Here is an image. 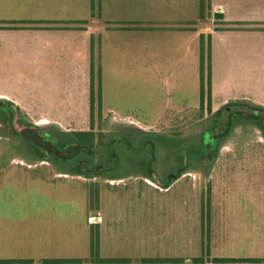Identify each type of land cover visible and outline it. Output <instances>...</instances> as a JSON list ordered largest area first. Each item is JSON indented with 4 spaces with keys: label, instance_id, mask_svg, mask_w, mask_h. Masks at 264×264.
<instances>
[{
    "label": "rangeland",
    "instance_id": "obj_1",
    "mask_svg": "<svg viewBox=\"0 0 264 264\" xmlns=\"http://www.w3.org/2000/svg\"><path fill=\"white\" fill-rule=\"evenodd\" d=\"M91 1H0V37L31 24L43 43L0 56V94L8 96L0 108L9 102L18 109L0 110V260L90 264L96 225L104 259L264 258V134L242 120L230 130L235 115L264 121V34L211 37L227 27L224 20L264 30V0H101L94 15ZM11 15L37 21H2ZM51 29L63 30L52 45ZM201 37L205 46L211 37V112L199 103ZM92 69L95 90L102 89L93 123ZM175 102L191 110L174 109ZM130 126L171 138L173 148L155 167L161 179L181 167L180 149L201 144L204 132L207 145L214 135L224 141L212 164L190 161L168 189L138 175V167L106 180L58 174L49 159L30 162L29 143L72 155L54 149L47 134H118Z\"/></svg>",
    "mask_w": 264,
    "mask_h": 264
},
{
    "label": "trees",
    "instance_id": "obj_2",
    "mask_svg": "<svg viewBox=\"0 0 264 264\" xmlns=\"http://www.w3.org/2000/svg\"><path fill=\"white\" fill-rule=\"evenodd\" d=\"M102 8L101 0L91 1L92 15L96 12L95 7ZM102 11V9H99ZM17 24L18 22H13ZM20 23V22H19ZM238 25H242L239 23ZM200 107L206 108L208 112L212 110V49L211 37L205 46L204 38L201 37L200 43ZM94 70L91 73L90 104L91 120L94 118L93 105L98 98L99 105L102 103V89L95 90ZM264 109V108H262ZM205 110H201L202 114ZM256 114L258 112H255ZM216 113L213 114L215 119ZM246 121L251 125L257 124L264 134V121L249 119L238 115L233 116L230 122V130L233 131L236 122ZM94 125V124H93ZM92 125V126H93ZM121 133H106L104 131L95 132L94 128L90 131H63L57 134H47L46 142L51 143L54 149L65 154L73 151L69 157H60L42 149L40 146L29 143L36 155L30 162L41 163L49 159L56 167L58 174L67 176H81L87 179L104 178L106 180H122L132 174L131 170L139 169L138 175L151 179L162 189H168L177 179L186 174L192 160H207L211 164L216 159L218 150L224 141V137L214 135L213 140L206 144L205 134L202 135L201 144L187 145L180 149L177 157L182 159L181 167L175 172L169 173L164 178H159L155 171L156 164L159 163L160 154L167 149L173 148L170 145L171 138L156 133H146L140 129L132 128ZM231 133V132H230ZM176 156V155H175ZM213 161V162H212ZM160 164V163H159ZM96 230L91 233L90 264H134L129 258H107L100 256V232L99 226H94ZM82 259H43L41 264H83ZM0 264H35L32 259H5L0 260ZM139 264H264V258H213L204 257L194 258L190 263L181 258H145Z\"/></svg>",
    "mask_w": 264,
    "mask_h": 264
},
{
    "label": "crops",
    "instance_id": "obj_3",
    "mask_svg": "<svg viewBox=\"0 0 264 264\" xmlns=\"http://www.w3.org/2000/svg\"><path fill=\"white\" fill-rule=\"evenodd\" d=\"M1 2H4V4H6V6L8 7H12V4L16 2H21L22 0H0ZM25 2H33V3H37V0H24ZM35 3V4H36ZM2 21L5 22H19V21H25V22H33L35 21L36 23V19L35 18H28V19H18L16 18V16L11 15V17H6L5 19H3ZM223 22L225 26V28H221V30H217V31H213L211 34V37L213 36V34H223V33H235V34H240V33H254V32H259L260 34H264V30H260L257 28H253V27H247L245 28V26H240L238 25L239 23H242V21H227L224 20ZM34 23V22H33ZM41 30H38L36 28V25H24L21 27H18V29H6L3 30L2 36L0 37V41L3 44V46H0V56L2 57L4 55V50H6L7 48H12V46H16L18 44L22 45V49L24 51H33V50H37L38 48V44H43L42 42H40L41 40V36H40V32ZM50 33L47 34L49 35V40L47 39L46 42H49V44L52 45V43L54 42V39L56 41L59 40V38L56 37V34L58 33H63V30H48ZM56 37V38H55ZM213 40V38H212ZM55 41V42H56ZM1 50L3 53H1ZM0 78H2V76L0 75ZM212 91H213V79H212ZM214 94V92H212V95ZM8 96L4 95V94H0V98L6 99ZM200 97V95H199ZM214 97V96H213ZM226 100H224L223 102H225ZM177 102H175V104H172V107L174 109H177L179 111L181 110H191V107L189 104H183L181 105H177ZM200 103V100H199ZM186 105V106H185ZM222 105V103H221ZM197 107V104H194L193 109H195ZM217 109V108H216Z\"/></svg>",
    "mask_w": 264,
    "mask_h": 264
},
{
    "label": "flooded vegetation",
    "instance_id": "obj_4",
    "mask_svg": "<svg viewBox=\"0 0 264 264\" xmlns=\"http://www.w3.org/2000/svg\"><path fill=\"white\" fill-rule=\"evenodd\" d=\"M0 98V103H5L6 99ZM7 105L11 106L10 108H0V110H18L14 105H12V103L7 102ZM13 126L17 129L20 126V121H19V114L15 113L14 114V118H13ZM21 127V126H20Z\"/></svg>",
    "mask_w": 264,
    "mask_h": 264
},
{
    "label": "water",
    "instance_id": "obj_5",
    "mask_svg": "<svg viewBox=\"0 0 264 264\" xmlns=\"http://www.w3.org/2000/svg\"><path fill=\"white\" fill-rule=\"evenodd\" d=\"M221 18H223V14H221V13H215L214 14V19H221Z\"/></svg>",
    "mask_w": 264,
    "mask_h": 264
}]
</instances>
